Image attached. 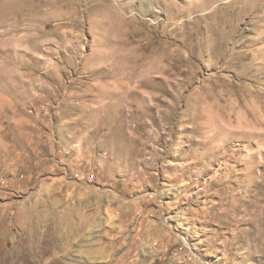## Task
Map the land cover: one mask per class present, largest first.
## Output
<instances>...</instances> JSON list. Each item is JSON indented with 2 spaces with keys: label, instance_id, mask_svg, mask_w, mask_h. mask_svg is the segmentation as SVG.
<instances>
[{
  "label": "rangeland",
  "instance_id": "1",
  "mask_svg": "<svg viewBox=\"0 0 264 264\" xmlns=\"http://www.w3.org/2000/svg\"><path fill=\"white\" fill-rule=\"evenodd\" d=\"M264 264V0H0V264Z\"/></svg>",
  "mask_w": 264,
  "mask_h": 264
},
{
  "label": "bare ground",
  "instance_id": "2",
  "mask_svg": "<svg viewBox=\"0 0 264 264\" xmlns=\"http://www.w3.org/2000/svg\"><path fill=\"white\" fill-rule=\"evenodd\" d=\"M6 264H16V260L14 261L12 260V262L10 261L9 263H6ZM22 264H32V261L26 259Z\"/></svg>",
  "mask_w": 264,
  "mask_h": 264
}]
</instances>
